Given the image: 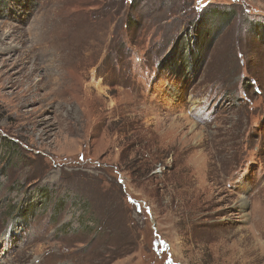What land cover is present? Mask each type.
I'll return each mask as SVG.
<instances>
[{"label": "rangeland", "instance_id": "rangeland-1", "mask_svg": "<svg viewBox=\"0 0 264 264\" xmlns=\"http://www.w3.org/2000/svg\"><path fill=\"white\" fill-rule=\"evenodd\" d=\"M248 246L264 260V0H0V264Z\"/></svg>", "mask_w": 264, "mask_h": 264}, {"label": "bare ground", "instance_id": "bare-ground-1", "mask_svg": "<svg viewBox=\"0 0 264 264\" xmlns=\"http://www.w3.org/2000/svg\"><path fill=\"white\" fill-rule=\"evenodd\" d=\"M239 200H240V205L241 206L244 205L245 199L242 197ZM252 254L254 256H252ZM259 258L261 257L258 254H256L255 256V248H253L252 246H248L245 249V252L239 256L237 262L239 261V264H264V260Z\"/></svg>", "mask_w": 264, "mask_h": 264}]
</instances>
